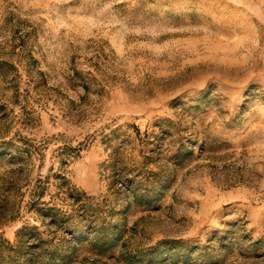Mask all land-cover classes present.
Here are the masks:
<instances>
[{"label": "rangeland", "instance_id": "obj_1", "mask_svg": "<svg viewBox=\"0 0 264 264\" xmlns=\"http://www.w3.org/2000/svg\"><path fill=\"white\" fill-rule=\"evenodd\" d=\"M0 264H264V0H0Z\"/></svg>", "mask_w": 264, "mask_h": 264}]
</instances>
